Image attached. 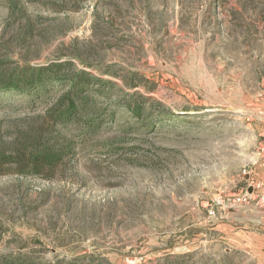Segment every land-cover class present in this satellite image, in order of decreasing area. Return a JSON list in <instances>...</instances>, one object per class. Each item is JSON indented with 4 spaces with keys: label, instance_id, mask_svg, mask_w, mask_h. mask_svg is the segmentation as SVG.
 Returning <instances> with one entry per match:
<instances>
[{
    "label": "rangeland",
    "instance_id": "1",
    "mask_svg": "<svg viewBox=\"0 0 264 264\" xmlns=\"http://www.w3.org/2000/svg\"><path fill=\"white\" fill-rule=\"evenodd\" d=\"M58 58L124 87L134 76L172 116L67 132L73 153L39 174L26 158L2 162L0 259L264 264V206L207 210L258 183L264 0H0V59ZM48 99L0 92V151L29 144Z\"/></svg>",
    "mask_w": 264,
    "mask_h": 264
},
{
    "label": "trees",
    "instance_id": "2",
    "mask_svg": "<svg viewBox=\"0 0 264 264\" xmlns=\"http://www.w3.org/2000/svg\"><path fill=\"white\" fill-rule=\"evenodd\" d=\"M74 66L69 58H58L39 66L0 59V92L7 99L26 96L30 103H34L49 96L45 103V119L33 128L32 140L27 146L20 145L12 152L0 151V165L12 156L26 158L31 171L39 174L73 153L76 143L67 132L79 133L83 139L107 126H114L117 120H122V130L129 131L147 129L156 124L154 120L172 116L162 108L160 101L135 89L141 83L134 81V76L130 80L123 79L124 87L114 79ZM226 252L228 257L230 252ZM197 253H185L176 259L190 260ZM168 258L169 255L164 257ZM0 264L27 263L23 259L4 258L0 259Z\"/></svg>",
    "mask_w": 264,
    "mask_h": 264
},
{
    "label": "built area",
    "instance_id": "3",
    "mask_svg": "<svg viewBox=\"0 0 264 264\" xmlns=\"http://www.w3.org/2000/svg\"><path fill=\"white\" fill-rule=\"evenodd\" d=\"M259 151L260 155L263 158L264 161V132L261 135V140L259 142ZM260 183L258 182L257 184L255 183L254 186H252L251 190H246L243 193H236V194H231L229 196L222 197V195H217L212 203L207 205V210L209 215H214L215 214V206H224L225 204L228 205H238L241 203H250L251 201L255 200L258 205L264 206V192H259L260 188Z\"/></svg>",
    "mask_w": 264,
    "mask_h": 264
},
{
    "label": "crops",
    "instance_id": "4",
    "mask_svg": "<svg viewBox=\"0 0 264 264\" xmlns=\"http://www.w3.org/2000/svg\"><path fill=\"white\" fill-rule=\"evenodd\" d=\"M256 179L260 183V188L258 189L259 192H264V161H261L260 164L256 166Z\"/></svg>",
    "mask_w": 264,
    "mask_h": 264
}]
</instances>
